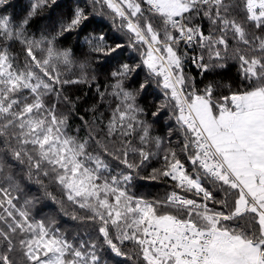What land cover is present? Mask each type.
Wrapping results in <instances>:
<instances>
[{
	"label": "snow or ice",
	"instance_id": "6c2138e0",
	"mask_svg": "<svg viewBox=\"0 0 264 264\" xmlns=\"http://www.w3.org/2000/svg\"><path fill=\"white\" fill-rule=\"evenodd\" d=\"M0 264H264V0H0Z\"/></svg>",
	"mask_w": 264,
	"mask_h": 264
},
{
	"label": "trees",
	"instance_id": "16d2710c",
	"mask_svg": "<svg viewBox=\"0 0 264 264\" xmlns=\"http://www.w3.org/2000/svg\"><path fill=\"white\" fill-rule=\"evenodd\" d=\"M14 3L17 4V8H19V6L23 3V0H13ZM86 2V0H85ZM11 11V9L9 10ZM97 21L99 23L97 24H93L90 25L89 27H99L100 24L102 23L104 26V30L105 31H110L111 30V24L110 22H108L107 20H101V18L97 17L96 18ZM110 34L115 35V36H119L118 33H114V32H110ZM127 55V53L125 54ZM132 56H136V53H132ZM235 72V69H233L232 73H229L228 76L233 75ZM145 73L141 70L139 72L138 75L134 76L133 79H135L137 82L142 81L144 78ZM228 76H225L224 78V83L227 84L229 82L228 80ZM100 83L103 85L104 83V78L103 76L100 77ZM159 95V91L157 89H155V86L153 85L152 88L150 89V93L149 95H147L142 101L141 103L145 106H149L151 104V102L153 101V99H155V97ZM99 99V97L97 96H88L86 97L87 103L91 104L94 101H97ZM157 103H159V101L157 100ZM81 111H83V107H81ZM149 119H151V117H149ZM166 120V116L161 118V122H160V126L162 127L163 124L165 123ZM157 132H159V128H157ZM158 166V165H157ZM151 172V168L147 169L145 173H143V175L147 176L149 173ZM25 185H26V189H31V192L29 193V195L32 194H40L37 191V185H35L34 183L29 184L27 182V180L24 181ZM136 187L133 189L138 195L141 196H145L148 199H153L157 196H162L164 195V185H162L160 182L158 181H154V180H150V179H137L135 181ZM54 191V194L57 196V198L59 199L61 194L58 191H55V189H52ZM43 208V212L40 213L41 216H43L44 214H49V215H55L58 219V226L61 229L67 230L69 235H73L75 232V229L77 227L76 223L74 221H72L70 219V214L73 210V206L68 205L66 202V209L69 212V215H65L64 212H62L60 210V207L58 204L53 203L51 200L45 199L42 201L41 205ZM77 211H79L78 209H76Z\"/></svg>",
	"mask_w": 264,
	"mask_h": 264
}]
</instances>
